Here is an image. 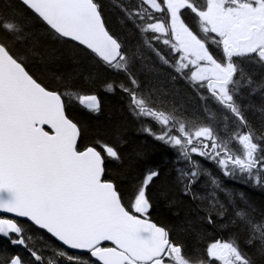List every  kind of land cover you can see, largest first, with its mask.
I'll list each match as a JSON object with an SVG mask.
<instances>
[{
	"label": "snow or ice",
	"instance_id": "6c2138e0",
	"mask_svg": "<svg viewBox=\"0 0 264 264\" xmlns=\"http://www.w3.org/2000/svg\"><path fill=\"white\" fill-rule=\"evenodd\" d=\"M19 3L56 42L122 76L103 80L101 87L122 93L141 131L174 150L177 181L185 196L201 202V222L231 235L208 243L206 258L186 254L171 229L151 218L149 187L160 169H148L122 191L107 167L122 161L119 148L102 139L80 146L82 129L67 115L64 95L30 71L35 44L27 43L19 20L0 11V238L28 256L9 255L0 264L264 261V212L257 217L246 205L229 215L220 200L224 193L233 205L237 195L221 176L264 190V80L255 81L249 71V66L264 69V0H136L121 9L139 34L136 51L109 31L97 0ZM144 49L170 80L141 79L137 65L148 67ZM181 82L200 109L191 118L186 109L170 105L169 84ZM257 94L259 102L252 103ZM73 98L91 113L100 111L95 94ZM252 110L259 115V128L248 118ZM202 179L206 191L200 194L194 187ZM238 195L244 199L243 192ZM34 232L58 245L34 247Z\"/></svg>",
	"mask_w": 264,
	"mask_h": 264
},
{
	"label": "trees",
	"instance_id": "16d2710c",
	"mask_svg": "<svg viewBox=\"0 0 264 264\" xmlns=\"http://www.w3.org/2000/svg\"><path fill=\"white\" fill-rule=\"evenodd\" d=\"M97 2L101 6L109 31L123 41L129 50H138L139 34L121 10L123 6L131 8L136 0H97ZM199 2L202 3L203 0ZM0 11H3L5 16L19 20L28 33L27 43L35 44L37 54L28 61L30 71L50 88L64 95L67 115L82 129L80 146L90 145L97 139H102L119 148L122 161L110 162L107 167L109 177L115 180L122 191L126 192L132 182L148 169H160V177L149 187V195L154 201L151 218L171 229L172 239L185 245L186 254L199 253L206 258L204 250L208 243L215 239H227L231 235L228 230L214 228L206 221L201 222L200 217L205 215L201 202L185 196L177 181L174 150L141 131V124L128 112L126 101L121 98L122 93L119 91L114 94L106 93L101 87L103 80H119L122 76L94 66L72 46L56 42L40 22L26 11L19 0H0ZM189 22L195 26L193 20L190 19ZM142 57L143 64L148 67L137 65L141 79H154L159 75L161 79L167 77L170 80L166 69L159 65L156 57L147 49L143 50ZM249 71L255 81L264 80V69L249 66ZM169 87L173 89L170 105H174L177 109H186L189 118L193 113L200 112L196 100L182 82L170 83ZM68 93L72 95H67ZM89 94H95L99 98L101 108L98 113L89 112L80 105L78 99L73 98V96ZM259 100L260 95L257 94L252 103H257ZM200 118L204 119V114L201 113ZM248 118L256 127H261L259 115L254 110L249 111ZM205 164L213 174L219 175L213 165L207 162ZM221 180L225 188L237 194L234 204L229 205V198L224 193H220V200L229 208V215L234 208H245L246 205H251L256 210L257 217L264 212V190L222 176ZM194 191L200 194L206 191L203 179L195 185ZM241 192L244 193V199L238 195ZM161 193H166V196ZM188 222H191V228L187 227ZM32 235L33 246L36 248H41L43 245H48V248L58 245L47 234H43V239L39 232H34ZM44 252L46 256L52 255L48 249H44ZM13 254L28 258L24 249L19 246L13 247L0 238V262ZM256 259L258 264H264L259 257Z\"/></svg>",
	"mask_w": 264,
	"mask_h": 264
},
{
	"label": "water",
	"instance_id": "95a60500",
	"mask_svg": "<svg viewBox=\"0 0 264 264\" xmlns=\"http://www.w3.org/2000/svg\"><path fill=\"white\" fill-rule=\"evenodd\" d=\"M46 130H47V126H45Z\"/></svg>",
	"mask_w": 264,
	"mask_h": 264
}]
</instances>
